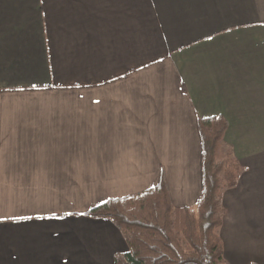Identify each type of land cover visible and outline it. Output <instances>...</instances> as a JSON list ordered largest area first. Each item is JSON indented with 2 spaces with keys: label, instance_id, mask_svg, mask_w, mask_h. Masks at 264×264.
<instances>
[{
  "label": "crops",
  "instance_id": "1",
  "mask_svg": "<svg viewBox=\"0 0 264 264\" xmlns=\"http://www.w3.org/2000/svg\"><path fill=\"white\" fill-rule=\"evenodd\" d=\"M212 117L245 168L224 258L264 264V0H0V264H114L86 214L161 180L195 207Z\"/></svg>",
  "mask_w": 264,
  "mask_h": 264
},
{
  "label": "trees",
  "instance_id": "2",
  "mask_svg": "<svg viewBox=\"0 0 264 264\" xmlns=\"http://www.w3.org/2000/svg\"><path fill=\"white\" fill-rule=\"evenodd\" d=\"M227 122L199 119L203 193L195 207H174L163 180L142 193L112 199L89 211L112 220L126 237L128 251L114 264H229L220 236L226 208L223 196L245 171L225 143Z\"/></svg>",
  "mask_w": 264,
  "mask_h": 264
}]
</instances>
